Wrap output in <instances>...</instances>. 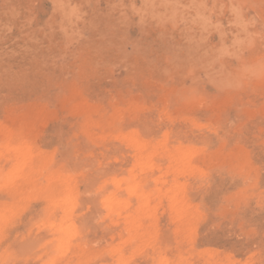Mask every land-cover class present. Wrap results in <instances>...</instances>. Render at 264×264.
<instances>
[{
  "label": "rangeland",
  "instance_id": "obj_1",
  "mask_svg": "<svg viewBox=\"0 0 264 264\" xmlns=\"http://www.w3.org/2000/svg\"><path fill=\"white\" fill-rule=\"evenodd\" d=\"M0 264H264V0H0Z\"/></svg>",
  "mask_w": 264,
  "mask_h": 264
}]
</instances>
